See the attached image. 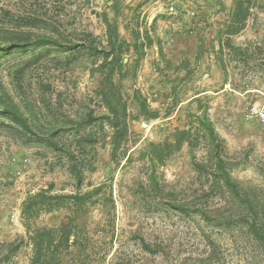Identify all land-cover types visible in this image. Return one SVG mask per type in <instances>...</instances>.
I'll list each match as a JSON object with an SVG mask.
<instances>
[{"label":"rangeland","instance_id":"374dc122","mask_svg":"<svg viewBox=\"0 0 264 264\" xmlns=\"http://www.w3.org/2000/svg\"><path fill=\"white\" fill-rule=\"evenodd\" d=\"M106 23L128 63L115 91L131 114L139 92L155 115L128 122L114 158L92 74L101 55L89 51L108 49ZM230 27L241 29L229 36ZM254 112H264V0H0V264L30 263L21 205L51 185L56 195L102 185L101 202L111 196L110 216L92 207L80 226L76 247L95 251L83 264H247V239L230 223L247 219V195L264 206V121ZM188 129V143L174 145ZM217 151L235 193L212 183ZM64 216L42 214L36 226Z\"/></svg>","mask_w":264,"mask_h":264},{"label":"trees","instance_id":"16d2710c","mask_svg":"<svg viewBox=\"0 0 264 264\" xmlns=\"http://www.w3.org/2000/svg\"><path fill=\"white\" fill-rule=\"evenodd\" d=\"M237 6L240 8V5ZM238 7L235 14H239ZM106 26L108 49L98 50L96 46L90 43L89 51L93 57L101 55V62L92 69V74L96 77L98 83L95 93L101 98L102 104L109 113L107 117L108 124L113 131L111 137V157L114 158L116 157V153L124 147L128 140V122L137 118H155V115L149 110L146 99L137 91L133 93L135 114H131L126 103L122 101L121 95H119L118 91H115V78L120 76L122 71L127 70L128 63L123 64L121 58L122 54L126 52V50H123L125 43L118 39L116 31L113 32L109 23H106ZM240 29V27L227 28L228 32L226 35H234ZM148 44H151L150 40H148ZM137 48L136 44H134L135 51ZM9 115L13 122L21 127L25 126L23 118L17 112L12 111ZM197 119L200 125L208 131V137L212 136L209 122L205 117L199 116ZM190 135L189 129L178 132L175 135L177 139L174 145L178 146L183 141L188 143V137ZM205 137L207 136L205 135ZM170 145L168 144L169 147ZM151 148L152 153L154 149H157L152 145ZM158 158L160 159V157ZM215 159L212 183H223L226 189H229L231 193H235V187L229 182L230 177L228 171L225 169L226 164L218 151L215 154ZM70 171L75 180L76 188L79 189L82 184L81 174L80 172H76L74 167H71ZM103 188L101 185L83 194L76 192L67 195H56L52 194L53 186L51 185L47 189L29 196L22 203L20 217L22 225L28 235L32 252L29 264H83L85 261L89 263L90 256L95 254L93 250L94 246L89 248L91 250L88 253V259L84 257L83 252L80 253L76 246L79 240L80 226L86 223L85 219L88 218L92 207L97 206L105 216H110L112 199L110 194H108V197L105 198L106 203L101 202L103 199L100 196V192ZM257 201L256 198L247 195V203L245 204L247 206V219H240L231 223L228 222L236 228L239 236H244L247 239V243H245L247 247V264H264V206ZM109 205L110 209L108 208L106 211ZM171 207L177 212L185 213L186 215L192 214L193 212L195 214L197 213L203 219H206L209 214L212 215L203 206V209H197L193 212H190L189 208L186 209L184 205H172ZM197 207L199 208L201 206ZM60 211H63L67 216L62 217L63 221H61L58 227L45 228L36 226V221L40 215ZM213 223V225H218L220 222L215 219ZM141 249L144 252H151L149 247L145 245ZM211 254L213 255L208 258V261H212L214 259L213 257L216 256V249L211 251ZM94 263L101 264L100 260H94Z\"/></svg>","mask_w":264,"mask_h":264},{"label":"built area","instance_id":"2783aa9c","mask_svg":"<svg viewBox=\"0 0 264 264\" xmlns=\"http://www.w3.org/2000/svg\"><path fill=\"white\" fill-rule=\"evenodd\" d=\"M170 13H172V14L174 13L175 14V12L173 11V8H170ZM193 15H194V12H192V11L189 12V14H188V16H193ZM252 112H253V110H252ZM255 115L257 116V118H259V120L264 121V112H258V114L255 113Z\"/></svg>","mask_w":264,"mask_h":264}]
</instances>
